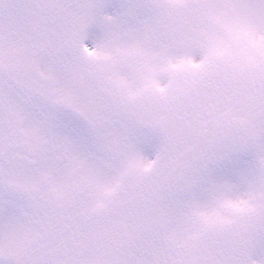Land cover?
Masks as SVG:
<instances>
[{"label": "snow or ice", "instance_id": "1", "mask_svg": "<svg viewBox=\"0 0 264 264\" xmlns=\"http://www.w3.org/2000/svg\"><path fill=\"white\" fill-rule=\"evenodd\" d=\"M0 264H264V0H0Z\"/></svg>", "mask_w": 264, "mask_h": 264}]
</instances>
